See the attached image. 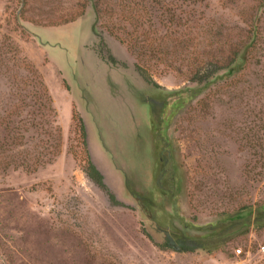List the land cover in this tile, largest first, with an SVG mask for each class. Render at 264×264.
I'll return each instance as SVG.
<instances>
[{
	"label": "rangeland",
	"instance_id": "rangeland-1",
	"mask_svg": "<svg viewBox=\"0 0 264 264\" xmlns=\"http://www.w3.org/2000/svg\"><path fill=\"white\" fill-rule=\"evenodd\" d=\"M95 1L0 0V264H264V0Z\"/></svg>",
	"mask_w": 264,
	"mask_h": 264
},
{
	"label": "trees",
	"instance_id": "trees-1",
	"mask_svg": "<svg viewBox=\"0 0 264 264\" xmlns=\"http://www.w3.org/2000/svg\"><path fill=\"white\" fill-rule=\"evenodd\" d=\"M100 0H96L94 2V9H95V18L96 20H99L100 18V10L98 9V6L100 5ZM123 22H125L124 19H121ZM123 26V25H122ZM125 29V26L123 27ZM260 32V29L258 27L253 28L251 30V35L248 37V40L243 44L240 48L241 50H238L234 52V54L231 57V61L228 64H218V61H213L211 59H206L207 63L209 65H212L214 68L208 71H202L201 77H196V80L192 81L191 84H188L180 89L177 90H171L170 93H180V92H190L193 94H197L202 92L205 88H207L212 82H218L219 80L224 79L225 77L233 78L238 76L239 74L244 71L246 68V62L248 61V58L251 53L255 52L256 50V38L257 34ZM103 43V41H101ZM144 53V52H143ZM139 54L140 51H139ZM104 58V55H102ZM198 69V70H197ZM200 68L197 66L194 69V73L198 74L200 73ZM240 214L236 213V215ZM235 216V215H234ZM211 226H208L207 230L213 229Z\"/></svg>",
	"mask_w": 264,
	"mask_h": 264
},
{
	"label": "built area",
	"instance_id": "built-area-1",
	"mask_svg": "<svg viewBox=\"0 0 264 264\" xmlns=\"http://www.w3.org/2000/svg\"><path fill=\"white\" fill-rule=\"evenodd\" d=\"M262 249L264 250V247L262 246ZM244 252L241 248L235 249L234 252V260L231 264H244V258H243Z\"/></svg>",
	"mask_w": 264,
	"mask_h": 264
}]
</instances>
